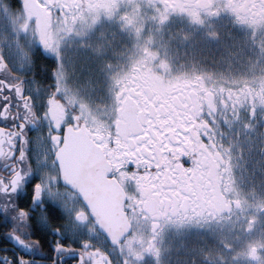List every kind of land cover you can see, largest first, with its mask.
Here are the masks:
<instances>
[{
    "label": "flooded vegetation",
    "instance_id": "1",
    "mask_svg": "<svg viewBox=\"0 0 264 264\" xmlns=\"http://www.w3.org/2000/svg\"><path fill=\"white\" fill-rule=\"evenodd\" d=\"M47 2L53 5L51 12L40 3V0H0V56L5 58L15 72L16 81L23 82L25 90L34 96L37 108L41 107L49 95L55 96L54 88L57 81L54 72L59 74L61 93L55 98L50 115L54 120L62 122L68 112L73 110V105L78 109L81 103L86 104L88 108L85 117L88 123L82 121L81 129L91 139L94 137L95 140L104 142L101 150L110 171L115 170L108 159L113 152L117 153L121 161L136 159V153L140 149H136L135 152L132 149L147 138L143 131L146 127L142 121L143 113L139 109V102L132 100L131 97H129L131 103L117 102V93L121 92L124 86L117 85L114 78L110 82L111 107L103 112L94 110L88 100L73 86L70 78L71 68L66 64L65 55L74 45L80 43L81 48L84 46L90 48L94 37H99L101 33H111L112 30L117 31L116 33H133L139 28L140 32L142 29V32H145L147 26L153 22L160 28L171 25L177 30L190 31L197 38L205 36L208 43L214 44L219 50L240 54L239 64L250 69L248 76L240 79L221 76L215 78L205 74L180 77L171 71L158 69L156 62L148 60L128 69L125 84L134 85L131 88L132 92L141 89L136 94L142 101H147L149 96L154 100H163L176 113L175 123L179 132L176 129L170 130L167 133L169 142L166 151H160L165 163L170 166L166 170L177 177L176 180L168 182L170 188H182L187 195L176 201L175 196L178 193L174 194L169 190L164 194L163 188L153 184L150 179H145L137 185H129L123 179L117 180L125 199L130 196L140 198L142 206L153 214H159L161 208H168L171 205L170 212L174 210L172 220L161 219L159 227L155 230L150 226H137L136 239L131 251L126 243L122 250L121 245L113 247L112 242L103 233L93 235V250L98 248L100 254L111 258L112 264H122L124 259H127L129 264H135L144 257H150L155 264H162L163 251L174 239L184 236L193 238L206 233L207 224L214 222L221 224L239 218L241 220L247 218L252 224L253 220L244 214L250 207H246L238 198L264 197V105L260 103L264 97V51L261 50L264 28L254 32L249 23L238 22L233 11L224 9L228 0H47ZM232 2L246 5L258 4L259 0ZM70 3L83 6V19L73 22L71 32L61 31L63 26L58 20L64 17L65 12H71L67 7ZM113 4L117 7L109 19L106 10ZM56 5L64 8L59 15ZM160 11L167 12L168 18L163 23L159 19ZM217 11L216 15L210 14ZM239 14L248 21L253 20L254 15L259 19V13H254L251 9L240 8ZM96 15L99 19L93 23L92 18ZM125 15L133 20L131 26L122 19ZM196 19L203 23L195 22ZM38 31L56 36L59 40V58L40 45ZM143 35L144 33L138 34L139 38ZM3 75L0 73V76ZM37 88L39 93L36 92ZM220 88L224 89L222 93L218 91ZM212 89L217 91L212 92ZM125 91L128 89L125 88ZM233 98L239 119L232 116L231 109L226 118L220 114L223 105L231 102ZM209 101L214 106L211 114L208 110ZM254 105L255 116H252ZM16 111L15 108L11 109L13 115ZM14 123L9 119L3 122V126L7 131H15L16 129L11 127ZM34 132L35 130L28 132L26 129L24 134L31 137ZM109 140L115 143V148H111ZM153 148L158 149L159 145L153 142ZM105 149L110 151L105 154ZM41 151L35 142L30 145V152L34 158L40 155ZM182 158L191 160V166L185 168L181 163ZM10 163L11 161L0 160V178L8 177L10 169L6 164ZM121 167H126V163H121ZM157 188L161 190L157 191ZM169 196L172 199H168ZM12 201L18 203L15 197H12ZM24 202L26 203V199ZM6 204L8 200L0 195V205ZM263 212L264 209L257 213ZM0 216H3L0 217V256L14 259L18 255H23L30 259L32 264L38 262L51 264V261L56 259L53 244L57 238L56 234L51 229L42 230L39 219L35 226L26 225L19 220L11 219V211L4 214L2 207ZM65 219L66 217L57 219L58 225H63ZM13 230L29 243L40 239L42 246L29 251L12 238L10 233ZM245 232L250 235L251 229H245ZM83 234L85 236L88 234L87 229ZM149 245L152 246V251L146 250ZM133 253H140L142 258L137 259ZM63 259L64 264H73L78 258L65 255ZM245 264H264V243H251L245 256Z\"/></svg>",
    "mask_w": 264,
    "mask_h": 264
},
{
    "label": "snow or ice",
    "instance_id": "2",
    "mask_svg": "<svg viewBox=\"0 0 264 264\" xmlns=\"http://www.w3.org/2000/svg\"><path fill=\"white\" fill-rule=\"evenodd\" d=\"M40 3L49 12L52 11L53 5L49 4L47 0H40ZM55 7L58 15L64 11L60 5ZM67 7L71 12H65L64 17L59 19L58 23L63 26L61 31L71 32L73 22L83 19V6L70 3ZM116 7L117 5L113 4L106 10L109 19L112 18ZM240 8L251 9L254 13H259V19H256L255 15L251 21L242 18L239 14ZM224 9L233 11L237 15L238 22L249 23L254 32L259 28H264V0H259L258 4L248 3L246 5L235 4L232 0H228ZM218 11L210 14L216 15ZM167 18V12L160 11L161 23ZM92 19L95 23L99 16L96 15ZM122 19L129 26L133 23V20L127 15ZM195 22L203 23L199 19H196ZM136 31L139 34L140 29L137 28ZM38 39L45 50L54 53L59 58V40L54 34L38 31ZM261 50L264 51V41H262ZM149 55L155 56L154 53H149ZM135 67L136 65H134ZM0 73L4 74L0 76V160L11 161L10 164H6V167L10 169L8 177L0 178V195L8 200V204L0 205V207H2L4 214L12 212L11 219L19 220L26 225L35 226L39 219L42 230L51 229L56 234L57 238L53 241L56 259L51 261V264H64L65 255L78 258L73 264H112L111 258L100 254L98 248L93 250V235L103 233L113 244L121 245V250L126 243L131 251L132 244L136 239L137 226H150L155 230L159 227L161 219L172 220L174 210L170 212L171 205L168 208H161L159 214H153L142 206L140 198L130 196L124 200L121 206L127 224L126 231L119 239L113 236L96 210L87 186L73 174L68 160L71 137L75 132L81 131L82 121L85 124L88 123L85 117L88 106L81 103L77 109L73 105V110L68 112L62 122L54 120L50 115L51 106L55 103V98L61 93L60 76L57 72H54L57 81L54 88L55 96L49 95L40 108L36 107L34 96L25 90L23 82L18 83L16 81L15 72L9 67L3 56H0ZM115 79L117 85L124 86L121 88V92L117 93L118 103H131L129 97L139 102V109L143 113L142 121L146 125L143 131L147 138L137 144L135 149H132L133 152L140 149L136 153L135 160L121 161L117 153L113 152L108 159L114 165L115 170L101 172L97 177L98 182L112 184L114 181L123 179L129 185H137L145 179H150L153 184L163 188L164 194L169 190L174 194L178 193L175 196V200L178 201L187 193L182 188H170L168 182L176 180L177 177L166 170L170 166L165 163L164 156L160 151H166V145L169 142L167 133L176 129V113L163 100H154L149 96L147 101H142L140 96L136 94L141 89L132 92L131 88L134 85L125 84L128 77ZM125 88L128 91H125ZM211 91L216 92L217 90L212 89ZM218 91L222 93L224 89L220 88ZM36 92L39 93V88L36 89ZM221 99L225 98L221 97ZM13 100L16 102L11 103ZM260 103L264 105V97L261 98ZM213 107L209 101V114L212 113ZM13 108L17 109L15 115L11 112ZM229 109H231L232 116L239 119L235 98L223 105V110L220 112L221 116L226 118ZM251 114L255 116V105ZM9 119L15 122L11 125L16 129L15 131H7L3 126V122ZM26 129L28 132H33V130L35 132L31 137H27L24 134ZM176 131L179 132V129ZM34 142L42 150L41 154L35 158L30 152V145ZM153 142L159 145L158 149L153 148ZM108 143L111 148H115V143L112 140H109ZM90 147H93V150H98L104 147V142L95 140L93 137ZM109 151L110 149H105V154ZM149 152L152 154L149 155ZM121 163H126V167H121ZM181 163L185 168H188L192 161L182 158ZM160 190L161 188H157V191ZM12 197H15L18 203H14ZM25 199L26 203L24 202ZM168 199H172V197L169 196ZM134 200L135 202H133ZM65 217L63 225L53 224V221ZM85 229L88 233L86 236L83 234ZM10 235L29 251L42 246L40 239L32 240L29 243L17 235L15 230ZM74 244L76 246H73ZM146 250L152 251V246L149 245ZM133 254L137 259L142 258L140 253ZM0 264H32V262L23 255H18L14 259H10L8 256H0ZM122 264H129V261L124 259Z\"/></svg>",
    "mask_w": 264,
    "mask_h": 264
},
{
    "label": "rangeland",
    "instance_id": "3",
    "mask_svg": "<svg viewBox=\"0 0 264 264\" xmlns=\"http://www.w3.org/2000/svg\"><path fill=\"white\" fill-rule=\"evenodd\" d=\"M142 30L139 33H144L142 38L136 31L101 33L92 39L90 48H81L78 43L66 53L73 86L94 110L103 112L111 107L113 78L127 77L128 69L146 60L180 77L205 74L240 79L250 73L249 68L239 64L240 54L219 50L205 36L197 38L190 31L177 30L171 25L160 28L153 22L145 32ZM238 200L250 207L244 214L253 220L252 224L247 218L239 217L221 224H207L206 233L193 237L195 240L188 236L174 239L163 251L162 264H245L251 243H264V212L257 213L264 209V197ZM245 229H251L250 235ZM135 264L155 263L144 257Z\"/></svg>",
    "mask_w": 264,
    "mask_h": 264
},
{
    "label": "water",
    "instance_id": "4",
    "mask_svg": "<svg viewBox=\"0 0 264 264\" xmlns=\"http://www.w3.org/2000/svg\"><path fill=\"white\" fill-rule=\"evenodd\" d=\"M27 5L26 3L25 7ZM40 20L41 16H39L38 21ZM90 145H92V139L83 129L75 132L70 139L68 160L73 174L87 186L96 210L105 225L113 236L119 239V237L124 235L127 228L121 211L125 195L116 181L112 184H101L98 182V175L105 170L110 171V166L101 148L93 150ZM112 246L116 247L118 244L112 243Z\"/></svg>",
    "mask_w": 264,
    "mask_h": 264
},
{
    "label": "trees",
    "instance_id": "5",
    "mask_svg": "<svg viewBox=\"0 0 264 264\" xmlns=\"http://www.w3.org/2000/svg\"><path fill=\"white\" fill-rule=\"evenodd\" d=\"M57 222H58L57 220L53 221L54 225H58L59 223H57Z\"/></svg>",
    "mask_w": 264,
    "mask_h": 264
}]
</instances>
